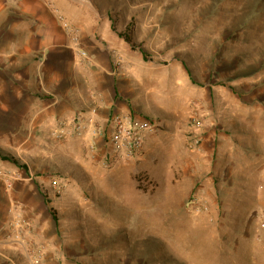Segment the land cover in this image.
<instances>
[{
	"label": "rangeland",
	"instance_id": "1",
	"mask_svg": "<svg viewBox=\"0 0 264 264\" xmlns=\"http://www.w3.org/2000/svg\"><path fill=\"white\" fill-rule=\"evenodd\" d=\"M16 1L0 52L22 45ZM35 1L68 34L110 35L131 115L158 127L127 157L0 118L18 163L0 158V264H264V0Z\"/></svg>",
	"mask_w": 264,
	"mask_h": 264
},
{
	"label": "crops",
	"instance_id": "2",
	"mask_svg": "<svg viewBox=\"0 0 264 264\" xmlns=\"http://www.w3.org/2000/svg\"><path fill=\"white\" fill-rule=\"evenodd\" d=\"M39 4L15 3L23 7L25 18L4 30L22 45L0 52V118H17L25 132L53 133L58 140L79 134L95 147L108 139L114 113L133 114L115 76L114 43L99 26L75 43L74 31L61 29L51 6L41 11ZM55 4L62 5L58 0Z\"/></svg>",
	"mask_w": 264,
	"mask_h": 264
},
{
	"label": "built area",
	"instance_id": "3",
	"mask_svg": "<svg viewBox=\"0 0 264 264\" xmlns=\"http://www.w3.org/2000/svg\"><path fill=\"white\" fill-rule=\"evenodd\" d=\"M75 43L79 41V35L73 34ZM86 57L85 52H80ZM110 133L108 142L115 155L135 157L144 147L147 135L157 129L158 124L148 117L133 116L130 114L114 113L109 119Z\"/></svg>",
	"mask_w": 264,
	"mask_h": 264
},
{
	"label": "trees",
	"instance_id": "4",
	"mask_svg": "<svg viewBox=\"0 0 264 264\" xmlns=\"http://www.w3.org/2000/svg\"><path fill=\"white\" fill-rule=\"evenodd\" d=\"M113 30L116 32V28H115V26L113 25ZM120 37H122L128 44H130L131 45V47H132V49H136V46H135V44L131 41V38L130 37H127V35H125V34H122V33H119L118 34ZM141 52H142V54L145 56V51L144 50H141ZM0 158L2 159V160H4V161H9V162H11V163H13V164H15V165H17L18 163H17V161L14 159V158H12V157H10V156H4V155H1L0 154ZM23 168H26L25 166H22Z\"/></svg>",
	"mask_w": 264,
	"mask_h": 264
},
{
	"label": "bare ground",
	"instance_id": "5",
	"mask_svg": "<svg viewBox=\"0 0 264 264\" xmlns=\"http://www.w3.org/2000/svg\"><path fill=\"white\" fill-rule=\"evenodd\" d=\"M16 46V45H15ZM8 181V180H7ZM9 185V184H8ZM23 194V193H22ZM13 197V196H12ZM17 198V197H16ZM13 211V210H12ZM16 213V212H15ZM19 215V214H18ZM7 217V216H6ZM7 219V218H6ZM14 219V218H13ZM8 220H9V218H8ZM20 223V222H19ZM20 225V224H19ZM21 228H23V227H21ZM21 228H20V226H18V224H15V226H14V230H13V233H16V234H19V233H21ZM7 230V229H6ZM8 233V232H7ZM11 234V233H10ZM15 235V234H14ZM14 238V237H13ZM17 238V237H16ZM19 238V237H18ZM21 238V237H20ZM46 238V237H45ZM25 239V238H24ZM29 240V239H28ZM38 240V239H37ZM20 241V240H19ZM24 241V240H23ZM44 241V240H43ZM41 243V242H40ZM43 243V242H42ZM46 243V242H45ZM33 244V243H32ZM27 245V244H26ZM29 246V245H28ZM45 246V245H44ZM34 248V247H33ZM20 249V248H19ZM28 250V249H27ZM32 250V249H31ZM32 251H35V250H32ZM27 253V252H26ZM30 253V252H29ZM35 253V252H34ZM43 253H45V252H43ZM52 253V252H51ZM37 255V254H36ZM29 256H31V255H29ZM38 256V255H37ZM44 256V255H43ZM47 256V255H46ZM45 257V256H44ZM51 257V256H50ZM31 258V257H30ZM64 259V258H63ZM44 260H46V259H44ZM44 260L42 261V262H44ZM38 261V260H37ZM64 261V260H63ZM4 262V261H3ZM13 262V261H12ZM33 262V261H32ZM41 263V262H40ZM23 264V263H22ZM35 264H36V262H35ZM53 264V263H52Z\"/></svg>",
	"mask_w": 264,
	"mask_h": 264
}]
</instances>
